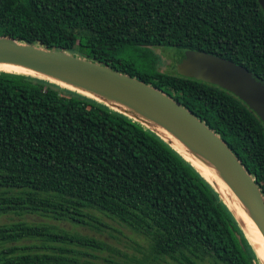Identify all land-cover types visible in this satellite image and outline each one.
Masks as SVG:
<instances>
[{"label":"trees","instance_id":"trees-1","mask_svg":"<svg viewBox=\"0 0 264 264\" xmlns=\"http://www.w3.org/2000/svg\"><path fill=\"white\" fill-rule=\"evenodd\" d=\"M0 36L165 93L225 143L264 196L261 121L230 93L178 76L174 65L158 70L153 52L201 51L264 81L256 0H0ZM140 56L151 59L136 65ZM9 213L91 227L101 225L100 214L145 238L163 264H260L215 191L152 131L78 92L0 71V216ZM102 249L98 240L42 224L0 225V264H90L94 255L85 250Z\"/></svg>","mask_w":264,"mask_h":264},{"label":"water","instance_id":"water-1","mask_svg":"<svg viewBox=\"0 0 264 264\" xmlns=\"http://www.w3.org/2000/svg\"><path fill=\"white\" fill-rule=\"evenodd\" d=\"M256 2L264 18V0H256ZM176 54L178 59L173 69L178 76L214 85L230 93L243 102L264 125V81L262 79L244 67L215 55L189 50H176ZM0 65H16L27 71H32L34 74L29 72L24 74L45 79L78 92L127 116L152 131L187 161L210 185L243 232L229 206L217 192L214 182L208 181L170 143L138 119L130 117L123 111L116 110L105 102L83 92L63 86L53 81V79L113 98L155 122L209 165L220 179L236 193L249 210L264 239V196L253 178L212 130L165 93L127 75L115 72L106 66H100L64 51L50 50L40 44L20 43L12 38L2 36H0ZM244 237L246 238L245 234Z\"/></svg>","mask_w":264,"mask_h":264},{"label":"rangeland","instance_id":"rangeland-1","mask_svg":"<svg viewBox=\"0 0 264 264\" xmlns=\"http://www.w3.org/2000/svg\"><path fill=\"white\" fill-rule=\"evenodd\" d=\"M144 52L143 49L133 51L136 56ZM153 52L157 55L158 61L156 67L160 71L171 72V66L174 65L173 59L177 57L176 50L169 48H154ZM174 54V55H173ZM151 57H135L136 65L149 63ZM101 225L80 226L65 221H55L49 217L38 214H23L20 216L14 214H5L0 216V225L8 224L15 221H22L27 224H42L54 227L56 230H63L73 234L83 235L100 241L104 249L100 251H90L93 258H86L90 264H110L105 260H110L121 264H163L164 260L155 258L149 252L148 243L141 235L130 230L124 224L116 220L106 218L96 214ZM27 241H21L17 244H27ZM113 264V263H111Z\"/></svg>","mask_w":264,"mask_h":264},{"label":"bare ground","instance_id":"bare-ground-1","mask_svg":"<svg viewBox=\"0 0 264 264\" xmlns=\"http://www.w3.org/2000/svg\"><path fill=\"white\" fill-rule=\"evenodd\" d=\"M0 71L15 72V73H33L32 71H27L22 67L16 65H0ZM34 74V73H33ZM53 81L70 88L76 89L80 92L85 93L97 100L105 102L107 105L115 108L116 110L123 111L130 117H134L156 132L161 138L166 140L170 145L181 153L191 164L210 182H214L215 188L220 196L223 198V201L229 206L234 217L237 219L240 224L247 240L250 245L253 247L254 253L260 264H264V239L259 232L257 225L251 216L249 210L236 195V193L225 183L223 182L218 174L205 162H203L197 155L188 150L184 145H182L177 139L170 135L166 130L155 122L147 119L137 111L129 108L128 106L114 100L113 98L100 95L97 93L90 92L84 88L77 87L73 84L66 83L61 80Z\"/></svg>","mask_w":264,"mask_h":264}]
</instances>
